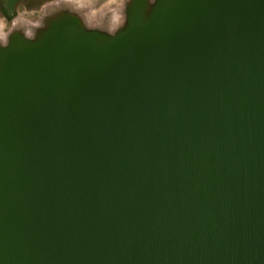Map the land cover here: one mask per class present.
<instances>
[{
    "label": "water",
    "instance_id": "1",
    "mask_svg": "<svg viewBox=\"0 0 264 264\" xmlns=\"http://www.w3.org/2000/svg\"><path fill=\"white\" fill-rule=\"evenodd\" d=\"M0 264H264V0L0 45Z\"/></svg>",
    "mask_w": 264,
    "mask_h": 264
},
{
    "label": "bare ground",
    "instance_id": "2",
    "mask_svg": "<svg viewBox=\"0 0 264 264\" xmlns=\"http://www.w3.org/2000/svg\"><path fill=\"white\" fill-rule=\"evenodd\" d=\"M129 1L130 0H123V4H121V17H118L119 14H114L115 11H112L113 13L108 12L102 17H108L107 23H105V20H103L101 23L92 24L91 17L94 11L83 10V5H86L85 0H61L58 3L45 6L43 15L36 24H30L29 22L17 19L13 22L11 30L5 35L2 34L0 26V45L6 44L7 39L13 34H19L28 39H35L38 34L47 27L48 22L64 13L76 15L80 19L82 26L86 30L96 27L108 30L110 32L106 34H112L117 29L122 27L125 23V11ZM147 1L149 2V4L153 2V0ZM111 13L114 15H112Z\"/></svg>",
    "mask_w": 264,
    "mask_h": 264
},
{
    "label": "rangeland",
    "instance_id": "3",
    "mask_svg": "<svg viewBox=\"0 0 264 264\" xmlns=\"http://www.w3.org/2000/svg\"><path fill=\"white\" fill-rule=\"evenodd\" d=\"M60 1L61 0H0V26L2 34H7L11 30L13 22L17 19L29 22L30 24H36L42 17L45 6ZM85 2L86 5H83V10L94 11L91 17L92 24L101 23L103 20L107 23L108 17H102L112 11H115L114 14H119L118 17H121L122 10L120 7H122L121 4H123V0H85Z\"/></svg>",
    "mask_w": 264,
    "mask_h": 264
},
{
    "label": "flooded vegetation",
    "instance_id": "4",
    "mask_svg": "<svg viewBox=\"0 0 264 264\" xmlns=\"http://www.w3.org/2000/svg\"><path fill=\"white\" fill-rule=\"evenodd\" d=\"M89 30H96V31H99V32H102V33H110L108 30H105V29H100V28H92V29H89ZM5 45V44H4Z\"/></svg>",
    "mask_w": 264,
    "mask_h": 264
}]
</instances>
